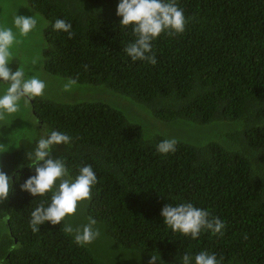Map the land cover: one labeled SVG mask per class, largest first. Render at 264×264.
Segmentation results:
<instances>
[{
	"label": "trees",
	"instance_id": "16d2710c",
	"mask_svg": "<svg viewBox=\"0 0 264 264\" xmlns=\"http://www.w3.org/2000/svg\"><path fill=\"white\" fill-rule=\"evenodd\" d=\"M26 1L41 16L40 70L70 92L35 97L25 118L0 121V171L11 179L0 201V264H148L151 255L182 264L184 254L194 264L200 251L220 264H264V0H176L185 31L151 42L155 65L125 53L136 37L120 25V0ZM56 19L71 24V39L53 29ZM178 121L195 127L163 129ZM45 128L71 137L52 157L73 177L91 165L98 182L75 215L33 233L31 213L51 193L34 197L20 185L35 175L27 154ZM172 138L175 152L159 153ZM182 203L223 221V235L173 232L160 213ZM87 217L99 236L81 246L63 227Z\"/></svg>",
	"mask_w": 264,
	"mask_h": 264
},
{
	"label": "clouds",
	"instance_id": "9594fccd",
	"mask_svg": "<svg viewBox=\"0 0 264 264\" xmlns=\"http://www.w3.org/2000/svg\"><path fill=\"white\" fill-rule=\"evenodd\" d=\"M38 15V14H37ZM37 15H15L13 25L19 30L21 36H27L37 25ZM116 15L122 17L120 25L125 27L132 25L135 42L129 43L125 53L133 60H143L155 65L156 57L152 53V41L161 33L167 32L173 36L185 31L187 23L183 10L176 0H120L116 8ZM47 26V22H45ZM56 31H63L71 39L74 33L71 24L64 19H56L52 25ZM16 34L12 27L0 25V82L7 84V88L0 95V121H4L7 115L17 113L20 109V101L30 103L35 97H43L46 84L36 76L26 78L22 67L15 71L9 66L13 53L10 51L14 43H17ZM74 84L75 80H71ZM71 137L45 128L36 143L34 152L27 154L32 162L35 175L30 176L20 185L22 191H27L32 196H44L51 193L50 202L45 207L41 202L31 213L30 227L33 233L40 231L39 226L45 222L51 225H59L66 217L76 214L78 206L83 201H90L92 187L98 182L97 176L91 165L79 168L75 177L69 174V170L63 159H54L51 150L54 145L69 144ZM177 141L165 139L157 145V151L161 154L175 152ZM11 190V179L0 171V201L7 199ZM160 215L163 223L173 232H179L185 236L196 239L202 230H210L213 235H223L225 223L207 210L194 207L191 203H182L178 206L166 204ZM88 216V215H87ZM97 221L87 217V223L73 226L65 223L63 231L71 235L78 245L92 243L98 236ZM157 255H151L148 264H156ZM193 257L188 254L182 256V264H192ZM194 264H220L216 255L207 251H200L194 257Z\"/></svg>",
	"mask_w": 264,
	"mask_h": 264
},
{
	"label": "rangeland",
	"instance_id": "374dc122",
	"mask_svg": "<svg viewBox=\"0 0 264 264\" xmlns=\"http://www.w3.org/2000/svg\"><path fill=\"white\" fill-rule=\"evenodd\" d=\"M22 16H32L37 15V25L27 36H21L19 34V30L16 29L13 25V18L15 15ZM0 25L12 27L13 32L16 34L17 43H14L10 51L13 53L12 59L18 61L19 67H22L26 73V78L31 76H36L39 79L43 80L46 84V88L44 90V95H54L61 96V93H69L68 85L59 79H51L46 76L39 67V62L37 60L36 55L34 54L35 50H39L40 40L42 38L41 35V16L39 13L34 11L28 6L26 0H0ZM7 88L6 85H1L0 83V95L4 93ZM27 111V106L22 99L20 101V109L17 113L7 115L4 120L5 126L10 123L13 119L25 118V114ZM232 123L234 122H218L216 125L226 128H233ZM27 124L29 125V120L27 119ZM195 126L188 122L185 123L183 121L174 122L168 124V126L163 129L167 130L171 133H184L189 129L194 128ZM212 134L217 135L215 131H212ZM5 227L3 219H0V230ZM151 258L147 257L149 260ZM159 261V260H157ZM125 264H131L129 261H125ZM224 264H234V263H224Z\"/></svg>",
	"mask_w": 264,
	"mask_h": 264
}]
</instances>
